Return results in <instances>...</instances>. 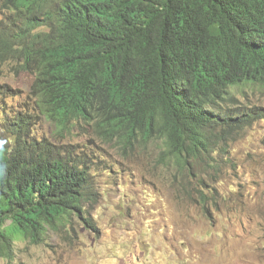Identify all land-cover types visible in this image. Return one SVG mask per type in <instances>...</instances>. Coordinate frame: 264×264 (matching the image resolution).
<instances>
[{"label": "trees", "instance_id": "1", "mask_svg": "<svg viewBox=\"0 0 264 264\" xmlns=\"http://www.w3.org/2000/svg\"><path fill=\"white\" fill-rule=\"evenodd\" d=\"M0 8V65L33 78L13 113L2 105L14 92L0 84V258L76 221L94 228L103 150L91 140L51 142L42 122L59 137L90 128L123 156L155 145L160 164L197 181L183 191L207 211L214 195L200 188L204 178L228 161L229 142L264 121L261 106L238 99L264 92V0H0Z\"/></svg>", "mask_w": 264, "mask_h": 264}, {"label": "rangeland", "instance_id": "2", "mask_svg": "<svg viewBox=\"0 0 264 264\" xmlns=\"http://www.w3.org/2000/svg\"><path fill=\"white\" fill-rule=\"evenodd\" d=\"M32 80L30 74H14L10 64L0 65V84L14 92L2 107L21 106ZM238 99L264 109L258 89ZM39 132L57 143L91 140L103 150L108 163L89 209L94 228L76 221L41 245L19 240L12 260L0 258V264H264V121L229 142L222 153L228 161L204 178L200 188L214 195L207 211L194 200L197 181L160 164L155 145L123 156L90 128L59 137L51 123L42 122ZM5 133L0 119V139Z\"/></svg>", "mask_w": 264, "mask_h": 264}, {"label": "bare ground", "instance_id": "3", "mask_svg": "<svg viewBox=\"0 0 264 264\" xmlns=\"http://www.w3.org/2000/svg\"><path fill=\"white\" fill-rule=\"evenodd\" d=\"M174 28V27H173ZM118 35V34H117ZM261 39V38H260ZM143 116V115H142ZM139 125H140V123H139ZM139 127V126H138ZM209 128V127H208ZM101 140V139H100ZM151 147V146H150ZM119 149V148H118ZM131 158V157H130Z\"/></svg>", "mask_w": 264, "mask_h": 264}]
</instances>
